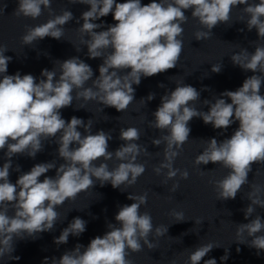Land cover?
<instances>
[{
    "label": "clouds",
    "instance_id": "1",
    "mask_svg": "<svg viewBox=\"0 0 264 264\" xmlns=\"http://www.w3.org/2000/svg\"><path fill=\"white\" fill-rule=\"evenodd\" d=\"M70 3L90 5V9L79 18L83 24L77 31L81 43L87 46L88 57L103 59L99 76L95 79H92L94 73L90 65L79 57L55 61L52 70L41 71L38 82L31 74L16 72L9 75L7 70L12 57L5 55L8 49L0 44V151L6 149L5 163L0 167V259L18 260L19 257L12 255L15 241L26 237L35 239L39 233L53 231L60 218L57 207L66 200H75L79 193L93 188L96 181L101 186L110 183L114 189L123 191L122 185H135L146 171L145 164L138 162V157L141 153H149L147 147L136 143L141 136L138 128H121L119 139L124 143L112 152L108 150L112 130H99L93 134L92 119L85 123L72 116L66 121L61 109L72 106L75 99L97 101L118 112L126 111L135 100L133 85L138 86L142 77H152L177 66L183 51L182 25L188 21L185 14L188 10H191V17L207 29L195 32V39L206 40L211 37L213 28L229 21L234 7L245 5L242 12L248 18L245 21L240 17V20L246 22L249 31L257 30L258 40H264V0L258 3L256 0H151L147 4H142L141 0H126L124 3L117 0H70ZM51 4L52 0H18L14 11L17 17L37 19L45 9L50 16L43 24L25 25L26 31L21 37L23 45H31L45 37L62 39L64 25L73 20V13L64 9L55 14ZM110 13L115 23L108 25L106 30L96 31L105 25L94 21ZM85 36L89 38L84 39ZM231 60L244 71L264 74V44L255 43L254 52L242 48L231 56ZM221 69L220 63L213 64L211 71L219 73ZM89 81L91 86L85 87ZM175 83V89L166 91L161 97L160 105L152 113L154 119L149 122L151 128L167 131V134L151 140L154 146L164 145L163 160L153 167V171L157 175L163 174L165 183L178 175L182 180L188 179L189 172L175 168L174 162L188 142L189 122L193 118H200L204 124L224 131L238 121L239 127L230 138L205 140L206 147L194 159L196 166L211 162L228 169L222 179L209 183L214 186L217 200L235 199L242 186L248 183L253 164H264V95H261L264 75L253 74L235 91L226 90L219 97L203 100L208 111L192 106L193 102L200 100V92L195 87L181 81ZM154 98L155 94L150 93L146 100ZM76 109H84V105ZM78 128H83L84 133ZM50 138H56L58 157L64 163L58 167L53 161L35 164L12 183L10 169L20 172L19 165L13 169L12 157L26 155L34 159L43 151V142ZM113 158L119 163L109 169L107 161ZM97 161L101 162L97 164ZM52 169L56 171L54 177L45 175ZM41 176H44L42 181ZM178 188L179 183H174L170 191L176 192ZM262 191L264 186L251 184V191L246 196L251 203L243 210L246 220L257 206L264 208ZM147 195V192L130 194L127 198L133 203L119 207L116 223H107L108 231L103 236L91 239L87 247L76 244L59 259L53 257L51 264H133L128 258L131 253H138L145 246L149 250L156 249L158 246L149 240V236L153 231L156 237L165 236L168 226L160 225L154 229L151 214L140 211L141 206L147 204ZM170 215L175 222L187 220L183 212L172 210ZM202 221L195 219L196 225ZM86 224L80 217L73 218L54 238V243L66 244L70 235L80 236L86 231ZM245 233L251 240H245ZM235 236L237 243H246L259 254L264 250V220L257 214L250 222L238 224ZM217 247L213 242L198 245L189 252L185 264H201L202 260L203 264H217L214 258L204 260ZM227 259L226 250L220 260ZM43 264H48L47 257ZM170 264H176V261Z\"/></svg>",
    "mask_w": 264,
    "mask_h": 264
}]
</instances>
